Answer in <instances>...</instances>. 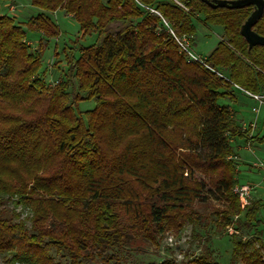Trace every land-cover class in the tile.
Instances as JSON below:
<instances>
[{
	"label": "trees",
	"instance_id": "trees-1",
	"mask_svg": "<svg viewBox=\"0 0 264 264\" xmlns=\"http://www.w3.org/2000/svg\"><path fill=\"white\" fill-rule=\"evenodd\" d=\"M32 2L42 12L28 29L43 32L46 40L58 36L47 13L57 9L97 39L78 47L66 78L49 85L39 75L42 40L31 52L24 27L0 15V257L10 255L12 264H109L97 262L94 251H124L125 228L137 226L157 245L163 232L195 223L193 204L214 194L224 202L228 224L238 217L236 231L263 224L248 237L231 233L232 263L264 264V220L258 217L264 203L242 208L234 191L239 170L232 141L246 131L237 112L221 101L235 98L236 85L264 93V45L250 47L241 32L255 6ZM197 13L224 28L223 40L206 59L209 67L188 61L177 39L196 35ZM253 30L264 36V13ZM85 99H94L95 106L80 114L77 104ZM206 180L212 186L204 194ZM10 201L29 205L30 228L5 216ZM192 234L201 240L195 228ZM159 264L221 263L205 243L189 263Z\"/></svg>",
	"mask_w": 264,
	"mask_h": 264
},
{
	"label": "rangeland",
	"instance_id": "rangeland-1",
	"mask_svg": "<svg viewBox=\"0 0 264 264\" xmlns=\"http://www.w3.org/2000/svg\"><path fill=\"white\" fill-rule=\"evenodd\" d=\"M32 1L2 0L0 15L14 17L15 23L24 27L27 31L26 43L31 52L38 51L39 43L42 40L44 47L40 46L42 48V68L39 75L45 78L49 85H54L66 78L69 60L73 55L77 57L80 53L78 47L92 45L96 42L97 35L94 32L84 35L80 23L72 15L67 14L64 10L57 9L47 13L58 25V36L46 40L43 32L28 29V21L42 12L40 8L33 5ZM182 7L189 12L190 9L183 5ZM155 14L160 15L159 12ZM195 15H193V23L197 27L196 35L193 38L186 36L179 38L187 40L191 50L197 56L207 59L217 44L223 40L224 28L221 25L208 24L203 14L197 13ZM165 25L169 27L168 24ZM72 49H74L73 52ZM223 74L229 76L227 73L223 72ZM223 74L218 72L219 76H223ZM82 95L85 96L83 93ZM234 95V99L224 98L221 101L222 104L230 105L237 112V121L241 127V132L244 133L246 131V136H238L232 141L235 154L239 158H233L238 164L239 185H249L252 187L247 205H253L256 201L264 203V170L255 166V163L260 165V163L264 162V141L260 142L256 140V138L264 136V106L260 107L259 114L256 115L253 112V108L259 106L257 101L237 87L234 88ZM77 105L79 113L83 114L85 111L94 108L95 100L85 99ZM255 119L254 138H249L248 140L247 137L253 128L249 129V126L250 123L255 122ZM200 177L204 178L205 176L201 174ZM206 179L208 180L207 177ZM211 186L207 182L204 194L207 193V190ZM208 195H205V198H200V200H197L193 204L191 212L196 221L193 224L187 223L181 232L174 230L163 232L160 234L156 245L137 226L125 228L124 233L128 232L123 237L122 248L124 251L104 252L107 248L103 247L96 249L94 251L96 261L101 262L104 259L109 264H159L166 259H174L180 263H189L198 256L202 250V246L208 243L221 264H234L232 263L234 241L231 233L237 232L239 236L248 237L255 234L254 230L256 228L261 229L263 224L257 225L253 230L241 229L236 231L238 217L235 216L233 223L228 224L225 220V214L222 213L225 207L224 202L216 199L214 194ZM242 208L244 207L242 206ZM13 210H16L20 215L19 218L14 216ZM5 216L11 219L12 222L21 220L26 222L29 228L31 226V210L27 203L15 205V203L10 201L8 203V210L5 211ZM241 217V219L244 218L243 215ZM258 217L264 220V208L260 210ZM193 228L200 235L201 240L194 238L192 234ZM208 239L209 241L207 242ZM52 254L56 260L60 259V254L56 251H52ZM9 256L5 253L1 255L0 264H12L7 261ZM15 264L27 263L15 262ZM235 264L241 263L236 262Z\"/></svg>",
	"mask_w": 264,
	"mask_h": 264
},
{
	"label": "water",
	"instance_id": "water-1",
	"mask_svg": "<svg viewBox=\"0 0 264 264\" xmlns=\"http://www.w3.org/2000/svg\"><path fill=\"white\" fill-rule=\"evenodd\" d=\"M213 7H244L253 4L255 6L254 11L248 17L246 22L242 25L241 32L249 42V46L252 47L257 44L264 45V36L259 35L253 30V26L258 22L264 13V0H204Z\"/></svg>",
	"mask_w": 264,
	"mask_h": 264
},
{
	"label": "built area",
	"instance_id": "built-area-1",
	"mask_svg": "<svg viewBox=\"0 0 264 264\" xmlns=\"http://www.w3.org/2000/svg\"><path fill=\"white\" fill-rule=\"evenodd\" d=\"M177 39H178V41L180 43L181 50H183L186 53V57H187L188 61H193L194 60V61H197V62L209 67V65H207V63H206V59H203V58L197 56L195 54V52L193 50H191L190 44L188 43L187 40H185V39L181 40V38H177ZM236 87H239V86L236 85ZM244 91L247 94H249L250 96H252L254 99L258 100L259 101V105L264 103V93L254 94V93H251V92L246 91V90H244ZM253 111L257 113L259 111V107H254ZM233 158H236V157L233 156ZM255 166L264 170V162L260 163V165L256 164ZM251 190H252V187L249 186V185H239L238 184L234 188V191L239 195L240 202H241L243 207H245V205H247L249 203V197L251 195Z\"/></svg>",
	"mask_w": 264,
	"mask_h": 264
},
{
	"label": "crops",
	"instance_id": "crops-1",
	"mask_svg": "<svg viewBox=\"0 0 264 264\" xmlns=\"http://www.w3.org/2000/svg\"><path fill=\"white\" fill-rule=\"evenodd\" d=\"M237 88H239V89H241L242 91H244L242 88H240V87H237ZM245 92V91H244ZM246 93V92H245ZM247 94V93H246ZM248 96H250L249 94H247ZM251 98H253L252 96H250ZM254 99V98H253ZM255 101H257L258 102V104H259V101L258 100H256V99H254ZM262 106H264V104H261V105H259L258 107H259V111H260V107H262ZM259 111L256 113V112H254L256 115H258L259 114ZM257 119V118H256ZM256 119H255V122H252V123H250V126H249V129L251 128V127H253L252 129H251V133H250V135L247 137V139L249 140V138L251 139L252 137H254V134H253V130H254V128H256ZM244 131H245V129H244ZM236 158H238V156H237V154H235L234 155ZM239 159V158H238ZM256 164H258V163H255V165Z\"/></svg>",
	"mask_w": 264,
	"mask_h": 264
}]
</instances>
